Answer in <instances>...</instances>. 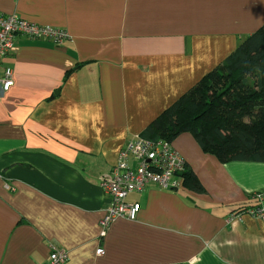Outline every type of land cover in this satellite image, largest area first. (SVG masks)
I'll use <instances>...</instances> for the list:
<instances>
[{
	"label": "crops",
	"instance_id": "0c3cea01",
	"mask_svg": "<svg viewBox=\"0 0 264 264\" xmlns=\"http://www.w3.org/2000/svg\"><path fill=\"white\" fill-rule=\"evenodd\" d=\"M1 13L68 37L17 36L5 59L14 83H0V264H44L52 246L65 264H264L263 222L228 221L258 204L264 162L221 161L191 132L171 143L204 191L183 180L131 193L137 219L101 235L102 175L264 26V0H0Z\"/></svg>",
	"mask_w": 264,
	"mask_h": 264
},
{
	"label": "trees",
	"instance_id": "16d2710c",
	"mask_svg": "<svg viewBox=\"0 0 264 264\" xmlns=\"http://www.w3.org/2000/svg\"><path fill=\"white\" fill-rule=\"evenodd\" d=\"M191 132L205 152L221 161L264 162V26L188 93L166 109L141 134L172 141ZM186 187L204 191L186 164Z\"/></svg>",
	"mask_w": 264,
	"mask_h": 264
},
{
	"label": "built area",
	"instance_id": "2783aa9c",
	"mask_svg": "<svg viewBox=\"0 0 264 264\" xmlns=\"http://www.w3.org/2000/svg\"><path fill=\"white\" fill-rule=\"evenodd\" d=\"M17 36L48 39L60 43L68 34L62 29L31 22L16 14L1 13L0 83L3 92L8 91L14 83L13 69L5 65V59L16 50ZM185 167V159L170 141H154L139 136L123 149L112 170L101 177V186L110 198L107 212L101 220V235L106 234L107 228L117 218L137 219L140 204L128 200L131 193L143 191L151 185L162 189L178 188L183 183L181 172ZM255 198L258 200L256 206L238 210L229 216L228 221L250 216L264 224V188L256 192ZM103 252V248L98 250V253ZM68 259L66 250L52 246L50 256L44 264H65Z\"/></svg>",
	"mask_w": 264,
	"mask_h": 264
}]
</instances>
